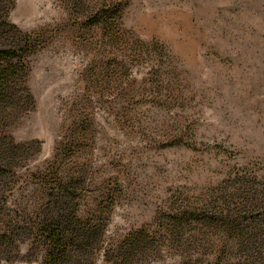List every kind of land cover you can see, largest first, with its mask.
<instances>
[{"label": "rangeland", "instance_id": "374dc122", "mask_svg": "<svg viewBox=\"0 0 264 264\" xmlns=\"http://www.w3.org/2000/svg\"><path fill=\"white\" fill-rule=\"evenodd\" d=\"M5 14L34 41L0 102L9 216L30 222L54 180H74L79 217L103 220L95 264H264V222L232 229L261 213L243 205L264 190V0H8ZM34 244L10 264H42Z\"/></svg>", "mask_w": 264, "mask_h": 264}, {"label": "trees", "instance_id": "16d2710c", "mask_svg": "<svg viewBox=\"0 0 264 264\" xmlns=\"http://www.w3.org/2000/svg\"><path fill=\"white\" fill-rule=\"evenodd\" d=\"M6 2L8 0H0L1 103L6 97L13 98L16 80L27 74L24 60L32 54L34 45L32 39L24 36L8 21ZM7 167V156L0 151V187L5 182ZM73 181L54 180L53 186L45 194L48 202L44 211L30 222H20L9 216L7 208L0 205L3 219L0 220V264H10L18 254L19 244L26 239L34 240V251L40 250L43 255L42 264H95L97 253L102 250L103 220L97 217L83 220L79 217L78 205L75 204V186L78 184ZM261 197L262 201L257 204L249 195L245 198L244 211L258 208L261 213L256 219L252 218L254 221L232 222V229L238 238L249 236L252 224L259 226L264 222V190ZM121 250L126 255L125 248Z\"/></svg>", "mask_w": 264, "mask_h": 264}]
</instances>
